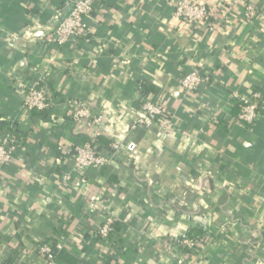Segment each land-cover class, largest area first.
<instances>
[{
  "label": "crops",
  "instance_id": "obj_1",
  "mask_svg": "<svg viewBox=\"0 0 264 264\" xmlns=\"http://www.w3.org/2000/svg\"><path fill=\"white\" fill-rule=\"evenodd\" d=\"M73 1L0 0V123L14 130L0 142L17 141L0 165V264H46L45 239L63 244L57 264H176L165 244L194 229L211 241L194 264H264V110L245 126L235 99L264 94V0H247L261 13L252 21L243 6L228 13V0H192L212 12L198 25L176 17L174 0H113L88 19V39L49 43L55 13ZM192 70L207 81L186 96ZM39 77L45 117L26 111L18 90ZM147 100L165 105L167 121L136 126ZM69 103L102 120L77 122ZM96 136L138 144L87 173L86 195L117 218L107 239L102 214L62 181L75 183L72 149Z\"/></svg>",
  "mask_w": 264,
  "mask_h": 264
},
{
  "label": "built area",
  "instance_id": "obj_2",
  "mask_svg": "<svg viewBox=\"0 0 264 264\" xmlns=\"http://www.w3.org/2000/svg\"><path fill=\"white\" fill-rule=\"evenodd\" d=\"M100 0H74L69 14L62 15L57 11L54 20L58 25L53 33L48 37L49 43L55 45H64L69 41L78 42L80 39H88L92 34V28L87 20L91 13L96 10V5ZM113 1V0H107ZM118 1V0H114ZM227 12L231 13L236 7L243 6L245 18L252 21L261 16L259 9L247 0H228ZM173 8L177 18L183 19L190 24L198 25L208 22L212 17V12L207 4L194 2L192 0H174ZM212 25V24H211ZM207 79L198 70L189 71L181 79L180 86L182 94L189 96L196 93L201 85ZM18 90L22 95L23 106L26 111H43L51 106V99L48 87L44 78H38L37 81L26 83L19 82ZM236 103L239 107L238 121L245 126H252L257 121L260 111L264 110L261 93L239 94L235 95ZM72 107L73 118L80 123L94 127L102 119L94 117L90 111L81 103H69ZM144 115L136 121V126L151 128L160 125L169 118V111L165 105L147 100L142 106ZM112 153L105 155L100 153L91 143H85L77 146L72 154L74 160V169L77 175L75 183L71 181V176L63 175L64 185L72 187L86 199V211L89 215L102 214L103 223L98 229V236L107 239L114 231L117 218L112 213L109 205L99 195H86L85 190L88 183V171L92 168H102L110 165L114 157L119 154L131 155L138 149V144L134 141H125L121 138L115 139L111 145ZM17 150V141L15 139H5L0 142V165L10 163ZM63 241H65L63 239ZM176 245L165 244V251L169 252L176 264H194L191 256L197 255L206 248L210 238L203 236L200 239L193 240L188 235L176 239ZM62 242L58 249H62ZM187 249V251H186ZM39 253L44 257L46 264H57L55 253L49 245L39 248Z\"/></svg>",
  "mask_w": 264,
  "mask_h": 264
},
{
  "label": "trees",
  "instance_id": "obj_3",
  "mask_svg": "<svg viewBox=\"0 0 264 264\" xmlns=\"http://www.w3.org/2000/svg\"><path fill=\"white\" fill-rule=\"evenodd\" d=\"M110 1H107V0H100L99 3L96 5L99 6V5H102L104 3H108ZM94 13H91L90 17L93 16ZM210 21H213V19H210ZM88 24L89 23V20H87ZM81 41L83 40H86L85 38L84 39H80ZM252 93H261V91L259 90H255L254 92ZM262 94V93H261ZM261 106H264V94H262V103H261ZM237 109H238V112L237 114H239V107L237 105ZM30 113H32L33 116H47V110H43V111H36V110H33V111H30ZM166 121V120H165ZM163 123V122H162ZM11 125L9 123H0V131L2 132L4 130V132L6 131H10V133H14L12 129H10ZM4 137V136H3ZM2 137V138H3ZM85 143H91L93 145L94 148H96L100 153H104L107 152V153H112V148H111V144H112V141H109L107 139H105L104 137H101V136H96L94 137L93 139L91 140H88L87 142H84L83 144ZM82 145V144H81ZM74 149L75 147L72 149L73 153H74ZM117 223L115 224V227H114V231L110 234L109 237H111L112 235H114L116 233V231L118 230L117 229ZM206 233V231L204 230H198V229H194L192 230L189 234H188V237L190 239H193V240H197V239H200L201 237L204 236V234ZM177 242V241H176ZM178 243V242H177ZM45 245H49L52 250L54 251L55 253V257H56V261L58 262V260L65 254L64 252V247L62 249H58V246L60 245L59 242H49L47 239L41 241L39 243V247H38V250L40 247H43ZM187 251V249H186ZM39 252V251H38ZM40 254V253H39ZM65 256V255H64ZM5 264V263H4Z\"/></svg>",
  "mask_w": 264,
  "mask_h": 264
}]
</instances>
